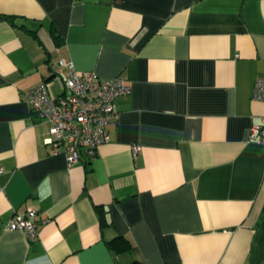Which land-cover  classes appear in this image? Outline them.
<instances>
[{"label": "crops", "instance_id": "obj_1", "mask_svg": "<svg viewBox=\"0 0 264 264\" xmlns=\"http://www.w3.org/2000/svg\"><path fill=\"white\" fill-rule=\"evenodd\" d=\"M0 264H264V0H0ZM132 86L98 153H53L26 92ZM141 148L135 155L133 145ZM36 208L31 238L9 229ZM106 223L102 224V218ZM117 234L131 243L117 251Z\"/></svg>", "mask_w": 264, "mask_h": 264}, {"label": "built area", "instance_id": "obj_2", "mask_svg": "<svg viewBox=\"0 0 264 264\" xmlns=\"http://www.w3.org/2000/svg\"><path fill=\"white\" fill-rule=\"evenodd\" d=\"M67 66L66 90L53 96L46 82L30 88L26 99L37 117L49 123L47 144L53 153L62 152L69 165L94 157L99 147L109 140L108 126L119 119L116 99L132 91L124 75L102 79L93 70L79 71L72 61L60 60ZM253 99L264 100V77H258L252 89ZM249 140L264 145V116L260 123L253 124ZM140 146L133 145L136 155ZM3 167L0 166V173ZM41 218L36 208L15 212L8 228L21 229L33 238L38 234Z\"/></svg>", "mask_w": 264, "mask_h": 264}, {"label": "trees", "instance_id": "obj_3", "mask_svg": "<svg viewBox=\"0 0 264 264\" xmlns=\"http://www.w3.org/2000/svg\"><path fill=\"white\" fill-rule=\"evenodd\" d=\"M0 19H9L12 20L13 16L12 15H7L0 13ZM106 219L103 217L102 218V224L106 223ZM108 244L116 249L117 251H123V250H130L131 249V243L130 241L122 234H117L113 239L108 241ZM128 264H142L138 260H133Z\"/></svg>", "mask_w": 264, "mask_h": 264}]
</instances>
